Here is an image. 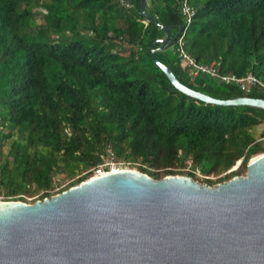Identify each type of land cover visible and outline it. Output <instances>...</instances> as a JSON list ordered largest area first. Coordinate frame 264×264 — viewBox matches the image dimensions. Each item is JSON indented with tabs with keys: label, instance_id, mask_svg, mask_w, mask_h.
Segmentation results:
<instances>
[{
	"label": "trees",
	"instance_id": "trees-1",
	"mask_svg": "<svg viewBox=\"0 0 264 264\" xmlns=\"http://www.w3.org/2000/svg\"><path fill=\"white\" fill-rule=\"evenodd\" d=\"M182 2L146 1L149 17L173 27L172 36L180 31L158 61L211 98L264 99L257 86L242 92L183 67L178 53L184 32L181 48L197 65L264 84V0H188L189 26ZM163 37L145 23L140 0H0L2 201L50 198L109 159L154 180L185 175L216 186L245 175L264 153V110L175 90L150 55Z\"/></svg>",
	"mask_w": 264,
	"mask_h": 264
},
{
	"label": "water",
	"instance_id": "water-1",
	"mask_svg": "<svg viewBox=\"0 0 264 264\" xmlns=\"http://www.w3.org/2000/svg\"><path fill=\"white\" fill-rule=\"evenodd\" d=\"M146 1L141 16L164 34L151 59L175 90L206 104L264 110V99L217 100L182 85L156 57L180 31L172 36L173 27L149 17ZM0 264H264V153L244 176L213 187L120 170L32 204L0 201Z\"/></svg>",
	"mask_w": 264,
	"mask_h": 264
},
{
	"label": "built area",
	"instance_id": "built-area-1",
	"mask_svg": "<svg viewBox=\"0 0 264 264\" xmlns=\"http://www.w3.org/2000/svg\"><path fill=\"white\" fill-rule=\"evenodd\" d=\"M181 13L186 18L187 26H189L192 21V18L194 17V10L189 6L188 0H183L181 5ZM183 36L184 32L178 39V43L180 46L178 53L183 67H189L192 68L195 72L201 71L202 73H205L211 77H217L225 83H235L240 87V90L242 92H247L249 88L257 86L264 95V84L259 82L255 77L251 75H248L245 78H237L235 76H218L214 69L197 65L181 48ZM120 166H123L125 170H128L126 168L127 166L124 163H121L120 165L117 164L111 167L110 165H103L99 166L98 169L95 170L94 176H101L104 173L123 170L122 168H120ZM105 168H108V170L106 171ZM187 171H189V169H187ZM192 173L197 177H202L198 170L192 171Z\"/></svg>",
	"mask_w": 264,
	"mask_h": 264
},
{
	"label": "rangeland",
	"instance_id": "rangeland-1",
	"mask_svg": "<svg viewBox=\"0 0 264 264\" xmlns=\"http://www.w3.org/2000/svg\"><path fill=\"white\" fill-rule=\"evenodd\" d=\"M206 0H189V2H190V4H191V6H193V7H196V4H194V2H198L199 4L198 5H201V4H203L204 2H205ZM261 127H259L258 128V132L260 133V131H261ZM123 163V162H122ZM120 165L121 163H116L115 161H112V160H106L105 162H104V164L103 165H110V167L111 166H115V165ZM103 165H101V166H103ZM120 168H122L123 170H125V168L123 167V166H120ZM128 170H130L128 167H126ZM133 171H137V170H133ZM182 171H184V172H186L187 171V169H184V170H182ZM230 171H233V168H231V170H229L228 172H230ZM227 172V173H228ZM183 176V175H182ZM185 176V175H184ZM210 179H216V177H212V176H210L209 177ZM199 180H203V179H199ZM194 181H196V180H194ZM198 182V181H197ZM200 183V182H199ZM67 184V183H66ZM66 184H64V185H66ZM201 185H206V184H201ZM206 186H208V185H206ZM208 187H213V186H208ZM59 189V188H58ZM57 190V189H56ZM55 190V191H56ZM2 199H3V197H1L0 196V201H2ZM32 201H37V196H34V197H31V198H27V202H32Z\"/></svg>",
	"mask_w": 264,
	"mask_h": 264
}]
</instances>
